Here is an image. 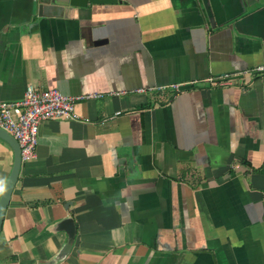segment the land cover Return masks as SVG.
I'll list each match as a JSON object with an SVG mask.
<instances>
[{
    "label": "crops",
    "instance_id": "1",
    "mask_svg": "<svg viewBox=\"0 0 264 264\" xmlns=\"http://www.w3.org/2000/svg\"><path fill=\"white\" fill-rule=\"evenodd\" d=\"M39 4L0 0V101L95 97L40 124L0 264H264V0Z\"/></svg>",
    "mask_w": 264,
    "mask_h": 264
},
{
    "label": "built area",
    "instance_id": "2",
    "mask_svg": "<svg viewBox=\"0 0 264 264\" xmlns=\"http://www.w3.org/2000/svg\"><path fill=\"white\" fill-rule=\"evenodd\" d=\"M255 71H264V66L256 68ZM209 82L223 86L231 84L227 75L217 80L209 79ZM172 88L176 93L183 90L180 84L172 85ZM141 91L143 90L140 89L139 92ZM90 97H95V94L74 98L56 88L41 90L29 84L20 100L0 101V129L7 132L18 143L21 164L36 156L41 123L54 119L72 121L79 119L80 116L75 110V100Z\"/></svg>",
    "mask_w": 264,
    "mask_h": 264
},
{
    "label": "water",
    "instance_id": "3",
    "mask_svg": "<svg viewBox=\"0 0 264 264\" xmlns=\"http://www.w3.org/2000/svg\"><path fill=\"white\" fill-rule=\"evenodd\" d=\"M111 0H40V4L37 6V14L36 16L38 18H46L48 16H45L43 13V9L48 8L51 10H64V8L68 6H86L87 4H102L103 2H110ZM192 5L195 8L198 7V3L200 1V4L202 8H204L205 11L208 10V0H191ZM241 7L243 11L246 9V4L254 6L256 4V1H250L246 4L242 1L240 2ZM30 20V18H28ZM0 139L5 141L13 150V165L11 173L6 181V184L4 186L3 192L0 196V229L2 225V221L4 218L5 210L8 206L11 193L13 191V188L16 184L20 168H21V161H20V149L18 146V143L5 131L0 129ZM66 228L72 230V226L70 224L65 225Z\"/></svg>",
    "mask_w": 264,
    "mask_h": 264
}]
</instances>
